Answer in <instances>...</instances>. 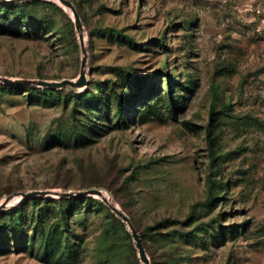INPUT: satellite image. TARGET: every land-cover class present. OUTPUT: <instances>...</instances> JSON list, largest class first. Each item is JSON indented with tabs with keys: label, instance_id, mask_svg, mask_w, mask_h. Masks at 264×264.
<instances>
[{
	"label": "rangeland",
	"instance_id": "rangeland-1",
	"mask_svg": "<svg viewBox=\"0 0 264 264\" xmlns=\"http://www.w3.org/2000/svg\"><path fill=\"white\" fill-rule=\"evenodd\" d=\"M70 1L84 50L59 0H0V77L86 58L0 81V264H144L101 197L18 193L90 188L150 263L264 264V0Z\"/></svg>",
	"mask_w": 264,
	"mask_h": 264
},
{
	"label": "water",
	"instance_id": "water-1",
	"mask_svg": "<svg viewBox=\"0 0 264 264\" xmlns=\"http://www.w3.org/2000/svg\"><path fill=\"white\" fill-rule=\"evenodd\" d=\"M10 1H15V0H10ZM61 3H63L64 5L70 7L73 11V15H74V22H75V27L78 31L79 34V40H80V44L84 50V42H83V36H82V32H81V28H82V24L80 21V18L78 16V13L76 12L72 2L70 0H59ZM85 55H83L82 60H81V72H80V76L78 79H69V78H64L62 80L59 81H50V80H44V79H40V80H36V79H20V78H10V77H0V81H3L6 84H17V85H41V86H45V87H49V88H60L66 85H70V86H81L85 83V78H84V65H85ZM21 196H32V195H36V194H56V195H61V196H70V195H97L99 197H101L109 206L110 208L117 213L119 216H121L124 220H126L128 222L129 227L131 228V234L132 237L135 241V244L138 248V253L140 256V259L144 262V264H150V259L147 255V252L144 248L142 239L139 235V233L137 232L136 228L133 226V224L128 220V217L126 216V214H124L120 209H118L109 199L108 197L104 194V192L99 189V188H90V189H85V190H77V191H62V192H58L55 190H31L28 192H18ZM12 197V195L8 196L4 201L0 202V209L2 207L5 206L6 202Z\"/></svg>",
	"mask_w": 264,
	"mask_h": 264
},
{
	"label": "trees",
	"instance_id": "trees-1",
	"mask_svg": "<svg viewBox=\"0 0 264 264\" xmlns=\"http://www.w3.org/2000/svg\"><path fill=\"white\" fill-rule=\"evenodd\" d=\"M167 82H166V86H167V89H168V93H169V96L170 97H172V85H173V81H172V79L168 76L167 77V80H166ZM7 86H10V85H8V84H6ZM58 89H60V88H49V87H44L43 88V92H53V91H57ZM211 121H212V118H213V111H211ZM211 121L209 122V123H211ZM208 131L210 132L211 131V129H210V126L208 127ZM71 196V195H70ZM70 196H63L62 198H66V197H70ZM113 211V210H112ZM114 212V211H113ZM117 214V213H116ZM118 215V214H117ZM164 222H165V220H161V221H159V222H157V223H155L154 225H152V226H149L148 228H157V227H159V226H161V225H163L164 224ZM150 264H153V263H150ZM155 264V263H154Z\"/></svg>",
	"mask_w": 264,
	"mask_h": 264
},
{
	"label": "bare ground",
	"instance_id": "bare-ground-1",
	"mask_svg": "<svg viewBox=\"0 0 264 264\" xmlns=\"http://www.w3.org/2000/svg\"><path fill=\"white\" fill-rule=\"evenodd\" d=\"M109 199V198H108ZM110 200V199H109Z\"/></svg>",
	"mask_w": 264,
	"mask_h": 264
}]
</instances>
